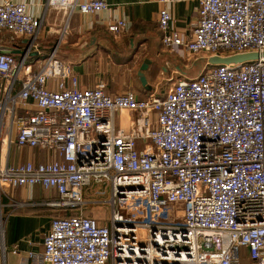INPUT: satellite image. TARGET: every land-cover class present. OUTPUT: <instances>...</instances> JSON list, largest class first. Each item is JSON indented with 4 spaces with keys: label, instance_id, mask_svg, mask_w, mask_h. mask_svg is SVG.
<instances>
[{
    "label": "built area",
    "instance_id": "obj_1",
    "mask_svg": "<svg viewBox=\"0 0 264 264\" xmlns=\"http://www.w3.org/2000/svg\"><path fill=\"white\" fill-rule=\"evenodd\" d=\"M197 2L191 34L158 9L165 48L183 57L264 50V0ZM45 5L70 16L107 2ZM41 23L24 1H0V29L30 37L28 46ZM127 25L117 18L108 28ZM29 48L20 58L0 48V149L37 146L54 157L0 159V186H54L46 202L63 212L51 217L42 250L29 252L34 264H241L242 248L246 264H264V56L207 65L140 97L108 94L102 81L80 86L54 48L31 71ZM102 202L107 219L85 213Z\"/></svg>",
    "mask_w": 264,
    "mask_h": 264
},
{
    "label": "crops",
    "instance_id": "obj_2",
    "mask_svg": "<svg viewBox=\"0 0 264 264\" xmlns=\"http://www.w3.org/2000/svg\"><path fill=\"white\" fill-rule=\"evenodd\" d=\"M20 1L25 2L27 12L42 19L39 34L30 47V37L14 36L0 29V48L10 49L20 58L30 47L25 64L30 65L31 71H35L54 48L55 56L70 67L80 86H93L102 81L108 94L129 88L140 97L149 93L162 94L178 78L197 74L203 68L201 58L210 55L183 57L165 48L160 40L158 9L167 8L175 27L191 34L198 15L197 0L164 3L159 0H105L107 7L99 12L74 11L70 16L46 6L45 0ZM117 18L125 19L128 24L118 34L108 28ZM143 61H148L143 70L148 87L141 84L137 73ZM160 82L172 85L165 88L157 85ZM1 86L0 78V95ZM53 157L50 150L37 146L13 143L0 149V159L9 163H36ZM54 196V186L46 182L28 185L13 180L0 186V264H34L29 252L42 250L43 236L51 217L63 212L46 202ZM87 212L96 217L100 213Z\"/></svg>",
    "mask_w": 264,
    "mask_h": 264
},
{
    "label": "water",
    "instance_id": "obj_3",
    "mask_svg": "<svg viewBox=\"0 0 264 264\" xmlns=\"http://www.w3.org/2000/svg\"><path fill=\"white\" fill-rule=\"evenodd\" d=\"M260 54L262 56H264V50L261 53L256 51V50H247V51L232 53L229 55L210 54L209 56H203L201 58L202 64H200V65H201V67H205L207 65H214V64H221V63L240 64V63L249 61L251 59H255ZM147 65H148V61H143L139 65V68L137 71V73L139 75L140 82L144 87H148V85L146 83L145 75L143 73V70L146 69Z\"/></svg>",
    "mask_w": 264,
    "mask_h": 264
},
{
    "label": "rangeland",
    "instance_id": "obj_4",
    "mask_svg": "<svg viewBox=\"0 0 264 264\" xmlns=\"http://www.w3.org/2000/svg\"><path fill=\"white\" fill-rule=\"evenodd\" d=\"M158 86H162V87H168V86H171L172 84H167V83H164V82H160L159 84H157ZM100 186L99 184H91L89 187H86L85 189V192L88 190H92L96 187ZM108 195V193H105V194H102V195H98L96 197H98L99 199H104L106 196ZM87 209L89 211H98L100 213H97L98 215H100V220L102 219H107L108 218V215H109V207H108V204L106 202H102V203H97V204H93V205H90L89 207H87ZM242 251V256H241V264H246V261L247 259H245V254H244V248L241 249Z\"/></svg>",
    "mask_w": 264,
    "mask_h": 264
},
{
    "label": "trees",
    "instance_id": "obj_5",
    "mask_svg": "<svg viewBox=\"0 0 264 264\" xmlns=\"http://www.w3.org/2000/svg\"><path fill=\"white\" fill-rule=\"evenodd\" d=\"M86 210L89 211L88 209H86ZM87 211H85L86 214H88V215H92L91 213H89V212H87ZM90 212H94V211H90ZM98 217H100V215H98Z\"/></svg>",
    "mask_w": 264,
    "mask_h": 264
}]
</instances>
